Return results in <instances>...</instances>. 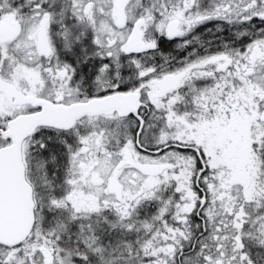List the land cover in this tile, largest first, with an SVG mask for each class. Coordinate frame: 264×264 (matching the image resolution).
<instances>
[{"label":"snow or ice","instance_id":"snow-or-ice-1","mask_svg":"<svg viewBox=\"0 0 264 264\" xmlns=\"http://www.w3.org/2000/svg\"><path fill=\"white\" fill-rule=\"evenodd\" d=\"M0 264H264V0H0Z\"/></svg>","mask_w":264,"mask_h":264}]
</instances>
